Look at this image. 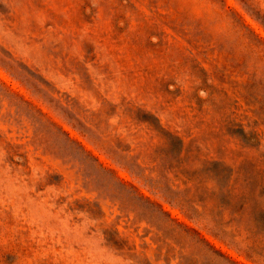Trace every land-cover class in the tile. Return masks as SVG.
Segmentation results:
<instances>
[{
	"label": "rangeland",
	"instance_id": "rangeland-1",
	"mask_svg": "<svg viewBox=\"0 0 264 264\" xmlns=\"http://www.w3.org/2000/svg\"><path fill=\"white\" fill-rule=\"evenodd\" d=\"M0 264H264V0H0Z\"/></svg>",
	"mask_w": 264,
	"mask_h": 264
}]
</instances>
